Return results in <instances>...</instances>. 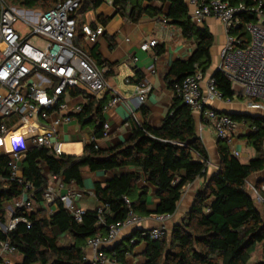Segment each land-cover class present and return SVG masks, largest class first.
I'll list each match as a JSON object with an SVG mask.
<instances>
[{"label": "trees", "instance_id": "1", "mask_svg": "<svg viewBox=\"0 0 264 264\" xmlns=\"http://www.w3.org/2000/svg\"><path fill=\"white\" fill-rule=\"evenodd\" d=\"M61 1L64 0H8L7 3L22 9L47 11ZM162 1L169 4L166 18L182 30L185 38L193 40L196 47L189 59L173 62L165 78L174 98L160 126H152L146 120L135 123L128 141L111 149L96 148L92 141L78 156H56L44 147L30 148L22 160V182L11 179V160L7 155H0V225L7 223L8 204L23 194L31 203V209L15 210L14 218L23 217L26 221L18 222L12 230H0V241L9 239L22 256L21 262L13 264H91L85 254L89 239L105 235L108 226L124 220L130 209L141 217L173 215L184 187L207 176L208 150L197 134L192 109L177 96L175 87L196 70L204 74L208 72L212 66L214 36L206 25L200 27L192 21L185 0ZM225 1L253 4L249 0ZM102 2L95 1L94 5ZM114 5L118 13L127 15L133 22H138L145 14L155 16L161 12L145 6L144 0H114ZM128 8L130 12L127 14ZM163 50L160 48L158 54ZM96 63L105 65L99 59ZM212 76L224 97L233 98L234 92L224 74L216 70ZM137 77L135 82L144 78L140 73ZM71 93L85 94L87 102L77 114L79 121L83 124L86 121L99 122L94 137L97 140L103 138L105 102L79 89H72ZM143 114L147 115L145 109ZM229 115L256 126V131L248 135L256 156L244 164L230 153L228 144L220 140V166L198 191L191 212L182 224L174 227L170 240L167 236L163 239L144 237L141 230H136L132 238L106 250L111 260L126 264V256L133 252L137 242L144 240L147 243L146 264H249L257 244H263V260L258 264H264V216L247 187L250 177L264 170V117ZM86 167L105 172L123 167L140 169L146 183L155 187L159 199L157 207L153 211L148 208V187H139L141 173L129 171L112 177L104 186L95 184L97 199L110 208V213L104 216L105 225H98L96 208L87 209L80 222L62 203H56L57 210L50 214L44 197L48 185L46 173L58 177L64 184L75 182L81 185ZM28 184L32 189L26 188ZM258 189L264 199V190L261 186ZM56 230L71 236L72 243L59 245Z\"/></svg>", "mask_w": 264, "mask_h": 264}, {"label": "built area", "instance_id": "2", "mask_svg": "<svg viewBox=\"0 0 264 264\" xmlns=\"http://www.w3.org/2000/svg\"><path fill=\"white\" fill-rule=\"evenodd\" d=\"M82 1L64 0L54 8L42 11L22 9L0 0V155H7L11 160L12 180L22 182V160L28 149L44 147L56 156L64 154L60 129L71 123L84 106H72L67 100L71 97L72 89L96 95L107 88L105 75L109 67L97 66L79 43L80 36L87 42H97L105 32V25H79L76 13ZM249 1L253 4L185 0L196 25L204 26L207 19L214 18L224 28L226 41L217 70L229 80L233 98L224 97L213 76L205 79L201 70H196L175 87L183 103L189 105L199 121L202 124L206 122L218 141L226 142L230 153L238 158L241 152L234 145L237 132L243 128L246 133H254L257 128L218 112L212 103L223 101L231 105L242 101L250 111L264 112V2ZM103 2L116 9L114 0ZM19 23L31 27V32L21 35L16 28ZM33 37H39L37 44ZM158 45V40L147 39L141 48L148 51ZM151 90L152 85L145 77L134 85V94L141 102L146 101ZM122 100L124 97L117 93L104 110H109ZM108 129L109 125L105 124L104 137ZM92 141L98 148L97 139L93 137ZM47 177L44 197L48 208L62 203L78 222L82 221L87 209L77 207L72 190L62 182L57 185L58 177ZM26 188L32 189V186L28 184ZM126 203L130 207L128 199ZM23 207L31 209L25 194L15 200L13 206H9L11 223L7 231L14 229L18 222L26 221L23 217L14 218L16 208ZM96 209L98 225H105L104 216L110 213L109 206L101 204ZM169 216L158 215L157 220L161 224L143 230L142 235L151 239L166 237L168 231L164 221ZM141 221L142 217L130 209L124 220L108 226L105 235L87 241L85 249L92 252V257L86 259L91 264H120L110 259L104 247L113 245L124 229L136 228ZM17 254L16 246L9 239L0 241V264H13L11 257Z\"/></svg>", "mask_w": 264, "mask_h": 264}, {"label": "crops", "instance_id": "3", "mask_svg": "<svg viewBox=\"0 0 264 264\" xmlns=\"http://www.w3.org/2000/svg\"><path fill=\"white\" fill-rule=\"evenodd\" d=\"M94 3L95 1L93 0H83L81 7L76 13V19L79 25L90 24L93 27L105 22L103 24L105 25V32L97 42L91 43L84 39H79V43L85 54L96 65V59H99L109 67V71L106 74L107 88L94 96L98 100L105 102L104 108L117 93L124 97V100L109 110L103 109L102 111V130H105V124L109 125V129L107 136L97 140V146L102 149H111L129 140L132 133V126L135 123H142L146 120L152 126H160L162 124L170 111L174 98V93L168 87L165 78L173 62L179 59L187 60L192 56L196 44L193 40L185 38L182 30L166 18L169 8L167 2L162 0H144L145 6L157 8L161 12L155 16L145 14L138 22H133L127 15L123 16L118 13L115 8L105 2L100 3L98 6L94 5ZM129 12L130 9L128 8L127 14ZM205 25L214 36V45L211 49L212 66L205 74V79H207L218 69L226 36L224 28L218 20L209 18ZM147 39L158 40L159 45L157 48L148 51L143 50L141 44ZM160 48L164 49L162 54H158ZM134 58H137V60ZM137 73L148 78L152 85V90L148 94L145 102H141L134 94V85L138 83L135 82L138 78ZM119 76L123 78L121 83L117 82L118 79L116 77ZM127 79L129 82H126ZM70 95V98L68 95L66 97H68L67 100H69L72 106L84 105L87 102L84 93L76 95L71 93ZM212 107L220 112L236 111L242 113L240 103L237 102L228 105L223 101H216L212 103ZM143 109L146 110L147 115L143 114ZM195 119L197 134L202 139L210 156L207 165V176L198 178L195 182L184 187L176 212L164 221L169 240L174 227L182 224L191 212L198 191L217 172L220 166L218 152L219 141L216 135L208 127L206 122L202 124L197 117ZM99 124V122L95 123L91 121H86L83 124L79 121L78 116H76L71 123L63 125L60 129L63 146L64 144L77 143L79 152L74 153H80L79 155H82L85 145L91 142L95 135L96 127ZM249 134L242 128L237 132L234 139L236 149L241 152L239 159L244 164H247L256 156V151L248 142ZM129 171L141 173L142 178L139 182V187L147 185L148 208L153 211L159 202L155 187L146 183L145 177L140 169L133 167H123L108 172L92 171L87 167L84 168L82 184L78 185L72 182L68 185L75 195L77 207L92 209L100 206L102 203L96 197L95 184L98 183L104 186L112 177ZM46 175L49 176L50 174L46 173ZM56 183L59 185L61 180L58 178ZM260 186L261 189L264 187V170L253 174L247 182L250 193L251 190H258ZM56 192L59 193L58 190ZM56 210L57 205L55 204L49 209L50 214H53ZM260 210L264 216V209ZM157 216L155 214L144 216L136 228L124 229L120 238L113 245L104 247L105 251L111 249L126 238H132V234L136 230L143 231L158 227L161 223L157 220ZM0 230L4 231L5 229L0 225ZM56 236L59 245L68 246L72 243V238L68 234H61L56 230ZM259 246L260 248L257 252H252L249 264H258L263 260V244ZM146 250V241L140 240L136 243L133 252L126 256L125 263L146 264ZM85 254L86 258L90 260L92 252L85 249ZM11 259L13 263H18L21 262L22 256L18 253L12 256Z\"/></svg>", "mask_w": 264, "mask_h": 264}, {"label": "rangeland", "instance_id": "4", "mask_svg": "<svg viewBox=\"0 0 264 264\" xmlns=\"http://www.w3.org/2000/svg\"><path fill=\"white\" fill-rule=\"evenodd\" d=\"M16 28L20 31V34L23 35V36H25V35H27L28 33L31 32V27L25 25L24 23H19L16 26ZM37 38H39V37H33V41H34L35 44H37V42H38ZM116 78L118 79L117 82L118 83H121V81H122L123 78L120 77V76L119 77H116ZM237 103H240V107H241L240 110L242 112H249L250 111L248 109L247 105L244 102L238 101ZM252 112L255 115L263 116L264 117V112H262V111H256V110H254ZM194 116L197 117L195 114H194ZM78 150L79 149H78L77 143L64 144V146H63V153L64 154H67L68 153V154H71V155H79L80 153H78V154L74 153V152H79ZM251 194L254 197V199L256 200V203H257L258 207L260 209H264V199H263V197L261 195V190H259V189L258 190L256 189V191L255 190H251ZM11 205L13 206V203L8 204L7 207H6L7 208V223H6L7 226H9V224L11 223V217H10L9 211H8L9 210V206H11ZM167 237H168V234H167ZM259 245L260 244H257L255 246L254 251L257 252L259 250V248H260Z\"/></svg>", "mask_w": 264, "mask_h": 264}, {"label": "water", "instance_id": "5", "mask_svg": "<svg viewBox=\"0 0 264 264\" xmlns=\"http://www.w3.org/2000/svg\"><path fill=\"white\" fill-rule=\"evenodd\" d=\"M223 113H226V114H242V115H252V116H258V115H255L252 111L250 112H242V113H239V112H236V111H226V112H223ZM263 117V116H262ZM250 135V134H249ZM1 226L7 230V226L5 224H1Z\"/></svg>", "mask_w": 264, "mask_h": 264}]
</instances>
